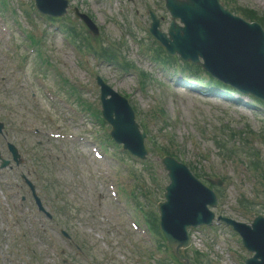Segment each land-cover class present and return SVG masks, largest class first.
Returning a JSON list of instances; mask_svg holds the SVG:
<instances>
[{"label":"rangeland","instance_id":"1","mask_svg":"<svg viewBox=\"0 0 264 264\" xmlns=\"http://www.w3.org/2000/svg\"><path fill=\"white\" fill-rule=\"evenodd\" d=\"M257 1L259 0H237L236 3L240 7L249 8L264 14V8ZM128 2L140 9V5L135 0ZM152 2L156 7H159L156 4V0H152ZM140 15L142 16L141 11ZM99 20L107 27L112 37L117 39V34L113 32L111 24L101 15L99 16ZM57 37L59 36L57 35L53 40L49 38L46 50L50 58L58 65L64 77L76 84L94 86L93 75L86 76L81 70H78L75 64L73 65L74 70H68L67 66L63 63L62 45L56 42ZM97 45L101 46L99 43ZM6 53L5 43L0 39V119H5L9 138L14 143L20 145V141L26 142L25 149H31L36 163V155L42 154L41 158L43 160L42 164H40L42 168H39L41 172L40 178L42 181L44 176H48L50 187L47 184H43L41 191L39 189V194L41 198H45L44 204L47 210L55 215L62 228L69 231L73 238L85 247L96 264H131L129 253L118 249L117 242L119 240L115 236L106 240V237L102 236V232L96 224L97 217L95 215L91 216L92 213H97L94 207L100 195L104 198L100 212L106 211L104 205H110L107 202L105 191L100 185L96 165L91 161L89 154L78 146H65L61 151L66 154V160L61 161V159L59 160L60 149H58L56 144L42 142L40 138L32 137L23 132V129L30 128L34 124L42 125L43 122L38 115L39 112L33 110L34 106L28 101L27 95L14 88L11 81L7 78ZM65 56L71 63L73 62L70 56ZM144 70L150 75V81L145 86L147 91H134L133 79H121L118 73H111L105 67H102L96 73L103 76L118 92L130 95L133 104L142 113H145L150 107V110H153V101L156 99L164 107L168 116L179 115L181 123L176 122L174 129L178 142L184 151L182 159L188 163H195L199 160L194 146L189 142V137H194L196 143L212 159L218 175L228 181V189L223 194V200L226 201L227 207L230 209L222 207L223 215L245 223L251 222L256 211L262 210V214L264 215L263 209L255 206V210H252L253 208L249 204L256 196L251 189L248 175L244 170L239 168V166L232 165L230 159L218 157V152L210 140H205L199 130L196 131V128L199 127L197 123L201 124L206 120H210L211 122L218 120L227 121L236 130L243 129L244 125H248L256 133L255 137L253 136L254 142L258 147H261V139H264L261 135L264 131V122L259 119L255 110H236L235 106L227 103L221 104L218 101H205L194 94L186 92H182L177 99L170 98L161 85L159 78L149 72L146 67ZM27 82L30 83L31 81L27 80ZM84 98L94 103L97 101L96 97L84 96ZM71 127L72 124H70ZM210 136L211 132L208 134V137ZM37 141H40V148L35 147ZM262 144V151L264 152V142ZM53 158L57 159L56 162L53 161ZM151 162L158 168L156 157L151 156ZM202 167L206 170L204 166ZM125 178L124 175L117 174L118 182L124 181ZM51 180L54 181L52 185ZM44 187L48 188L49 191H45ZM58 206L65 209L63 213H60V218L57 213ZM29 231L28 240L35 243L34 249L37 251L38 264H71L69 259L64 258L66 262H63L53 253L51 246L46 242L45 235L42 233L40 226L34 228L29 226ZM49 232L53 236V241L57 247L59 249H66V257L70 258L73 256V250L69 247L66 248L55 225L51 226ZM0 238H2V234H0ZM215 238V236L205 234H193V249L199 250L204 254H211L212 259L219 262V264H234L231 259L239 258V255L241 259L251 256L247 252H240L237 245L227 244L224 240H215ZM229 251L232 252V256L228 255ZM0 254L2 264H12V262L8 263L4 260L7 253L5 247L1 245V241ZM185 254L188 256L192 255L191 252L188 254L187 251H185ZM13 259H15L16 264L20 263L19 256L13 257ZM74 261L76 260L74 259Z\"/></svg>","mask_w":264,"mask_h":264},{"label":"bare ground","instance_id":"2","mask_svg":"<svg viewBox=\"0 0 264 264\" xmlns=\"http://www.w3.org/2000/svg\"><path fill=\"white\" fill-rule=\"evenodd\" d=\"M258 2V4L261 6V7H263L264 8V0H259V1H257ZM238 106V108H239V106L240 107H243V106H241V105H239V104H237Z\"/></svg>","mask_w":264,"mask_h":264}]
</instances>
